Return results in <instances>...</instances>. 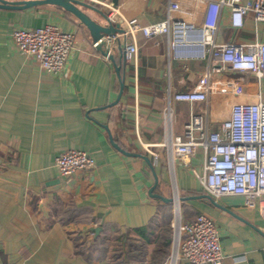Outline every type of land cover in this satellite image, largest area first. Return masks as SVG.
<instances>
[{"label": "crops", "instance_id": "crops-1", "mask_svg": "<svg viewBox=\"0 0 264 264\" xmlns=\"http://www.w3.org/2000/svg\"><path fill=\"white\" fill-rule=\"evenodd\" d=\"M82 1L107 10L93 0ZM107 1L125 16L148 24L165 16L170 0ZM177 1L185 8L193 6V0ZM88 11L96 21L107 23L100 12ZM47 23L75 34L68 62L57 74L19 50L12 37L14 28ZM137 39L136 61L125 62L119 45L112 61L95 47L88 28L60 6L0 8V264H116L119 236L124 238L122 248L133 255L130 264L137 263L138 252L144 253V264L158 263V253L167 256L160 264H190L183 258L171 260L174 202L152 194L172 197L175 185V193L184 197L183 221L200 212L215 220L222 264H264V219L259 211L246 205L241 195L215 198L222 207L192 197L205 193L196 176L203 172L202 153L185 165L172 158L169 148L157 145L169 139L165 122L169 88L174 92L196 86L207 60L170 56L164 35L139 34ZM217 40H264V23L255 22L250 13L243 27L234 28L230 9L224 6ZM116 64H121L124 78L120 98ZM227 77L242 78L246 93L217 94L193 104L172 100L175 135L183 133L192 109L204 114L213 130L229 116L233 102L257 99L259 85L252 73L226 71L216 76ZM111 137L124 150L150 157L158 175L152 192V167L143 158L120 151ZM143 142L155 144L158 159ZM71 148L89 152L96 165L69 176L60 174L56 157ZM167 238L172 240L169 245Z\"/></svg>", "mask_w": 264, "mask_h": 264}, {"label": "built area", "instance_id": "built-area-1", "mask_svg": "<svg viewBox=\"0 0 264 264\" xmlns=\"http://www.w3.org/2000/svg\"><path fill=\"white\" fill-rule=\"evenodd\" d=\"M93 1L106 6L107 19L122 30L104 35V40L109 53L121 46L125 62L137 60L139 34L148 38L164 35L170 56L174 58L207 60V68L196 86L174 92L169 88L165 112L169 139L157 145L169 148L172 158L180 159L185 165L201 152L203 172H196V176L205 193L214 198L241 195L245 204L255 207L264 219V40H217L224 6L230 9L232 27L241 28L250 13L255 22L264 23V0H193L191 8L170 0L165 16L148 24L141 23L137 17L125 16L107 0ZM12 37L19 50L36 58L45 71L55 74L64 70L75 44V34L55 23L17 27ZM226 71L252 73L259 85L257 99L233 102L229 116L221 120L219 129L213 130L204 114L192 109L183 133L175 135L172 100L193 104L208 102L217 94L246 93L242 78H216ZM154 145L143 142L145 150L158 159ZM55 164L60 174L69 176L93 168L96 160L87 151L71 148L60 153ZM174 207L176 234L172 262L183 258L190 264H222L224 253L215 220L200 212L185 222L178 199ZM262 230L264 232V226Z\"/></svg>", "mask_w": 264, "mask_h": 264}, {"label": "water", "instance_id": "water-1", "mask_svg": "<svg viewBox=\"0 0 264 264\" xmlns=\"http://www.w3.org/2000/svg\"><path fill=\"white\" fill-rule=\"evenodd\" d=\"M41 4L57 5V6L64 8L65 10L71 12L72 14H74L81 21V23L84 24L88 28V30L92 36V39L95 43V47L98 50H100L104 55L108 56L109 59H111L112 61H115V57H114L113 53H109L108 47L106 46V43L104 40V35L112 34L116 31H122V30L119 28V26L117 24H113L112 22H110L107 19L106 11L90 6V8L95 9L96 11L100 12L101 14H103L105 16L107 23L103 24L101 22L96 21L92 16H90V14L88 12H86L84 9H82L79 6L80 4H84V2L82 0H16V1L0 0V8L25 9V8H29V7H33V6H37V5H41ZM120 70H121V64L120 65L116 64V71H117V74H118L119 79H120V93L118 96L119 98H120V95L124 89V78H123L122 74H120ZM119 98H118V100H119ZM111 140H112V143L114 144V146L117 147L123 153H125L127 155H131V156L141 157L152 167L153 174L155 177V183L151 187V192H152L154 190L155 186L158 184V175L156 174V171L154 169V164L151 161L150 157L146 154L139 153V152H128V151L124 150L123 148H121L113 140L112 137H111ZM152 194L155 197H159L165 201L176 202L175 193H173L172 197H165L159 193H152ZM192 197L203 198V199L208 200L211 204H213L215 206L222 207L217 202V200L208 193H203V194L195 195ZM183 199H184V197L179 194L178 195L179 204Z\"/></svg>", "mask_w": 264, "mask_h": 264}, {"label": "trees", "instance_id": "trees-1", "mask_svg": "<svg viewBox=\"0 0 264 264\" xmlns=\"http://www.w3.org/2000/svg\"><path fill=\"white\" fill-rule=\"evenodd\" d=\"M84 2V4H80L79 6L82 8V9H84L86 12H89L88 10H89V8H90V6H92V7H94V8H97V9H100V7H99V5H97V4H95V3H93V2H89V1H83ZM88 4V5H87ZM67 11V10H66ZM69 12V11H68ZM69 13H71V12H69ZM72 14V13H71ZM74 15V14H73ZM75 16V15H74ZM200 192H205L204 190H202V191H200ZM199 191L198 192H190V193H195V194H198V193H200ZM189 194V193H188ZM167 205L169 206V203H167ZM117 240H119V242H117V246H116V248H114V256H115V261L117 262L116 264H130V263H128V261L130 262L131 260H132V258H133V255L130 253L131 251H129V249H126V250H124L123 248H122V245H121V242H122V240L124 239L123 238V236H119V237H117L116 238ZM115 239V240H116ZM165 241H166V245L168 244H171L172 243V240L170 239V238H167V239H165ZM127 246V245H126ZM125 251V252H124ZM122 254H124L125 256H126V261H125V259L122 257L123 255ZM137 256H139L138 258H137V263L136 264H144V257H145V255H144V253H142V252H138L137 253ZM166 255L164 254V255H162L161 253H158V255H157V258H156V260L158 261V263L156 262V261H153L152 262V264H160L162 261H164L165 259H166Z\"/></svg>", "mask_w": 264, "mask_h": 264}, {"label": "bare ground", "instance_id": "bare-ground-1", "mask_svg": "<svg viewBox=\"0 0 264 264\" xmlns=\"http://www.w3.org/2000/svg\"><path fill=\"white\" fill-rule=\"evenodd\" d=\"M173 173V172H172ZM175 190H176V192H177V187H176V185H175ZM176 199H178V193H176Z\"/></svg>", "mask_w": 264, "mask_h": 264}, {"label": "rangeland", "instance_id": "rangeland-1", "mask_svg": "<svg viewBox=\"0 0 264 264\" xmlns=\"http://www.w3.org/2000/svg\"><path fill=\"white\" fill-rule=\"evenodd\" d=\"M199 154H200V153H198V155H199ZM198 155H197V156H198ZM173 192H174V190H173ZM179 194H180V193H179Z\"/></svg>", "mask_w": 264, "mask_h": 264}]
</instances>
